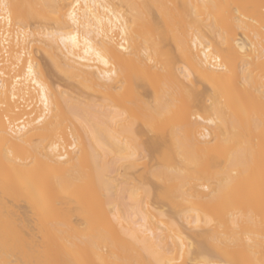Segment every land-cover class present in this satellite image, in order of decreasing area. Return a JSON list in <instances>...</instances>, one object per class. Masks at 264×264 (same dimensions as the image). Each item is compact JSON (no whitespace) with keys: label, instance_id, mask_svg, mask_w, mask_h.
<instances>
[{"label":"bare ground","instance_id":"bare-ground-1","mask_svg":"<svg viewBox=\"0 0 264 264\" xmlns=\"http://www.w3.org/2000/svg\"><path fill=\"white\" fill-rule=\"evenodd\" d=\"M210 261L264 264V0H0V264Z\"/></svg>","mask_w":264,"mask_h":264},{"label":"rangeland","instance_id":"rangeland-1","mask_svg":"<svg viewBox=\"0 0 264 264\" xmlns=\"http://www.w3.org/2000/svg\"><path fill=\"white\" fill-rule=\"evenodd\" d=\"M36 56H37V58L39 59V61H40V63L42 64V65H45V63H46V59H45V57H44V55H42L41 53H36ZM52 74H54V75H52ZM51 75V81L54 83V84H59V85H61V87H63V88H67L66 86H68V83H66V81H63L62 80V78H60L59 77V75H57L56 73H52ZM67 85H66V84ZM66 85V86H65ZM152 203L153 204H155V205H158V202H157V200H153L152 199ZM163 210L164 209H166L165 207H163L162 208ZM167 210V209H166Z\"/></svg>","mask_w":264,"mask_h":264},{"label":"snow or ice","instance_id":"snow-or-ice-1","mask_svg":"<svg viewBox=\"0 0 264 264\" xmlns=\"http://www.w3.org/2000/svg\"><path fill=\"white\" fill-rule=\"evenodd\" d=\"M209 264H212V262L210 261Z\"/></svg>","mask_w":264,"mask_h":264}]
</instances>
